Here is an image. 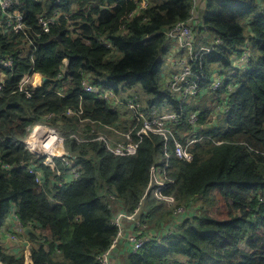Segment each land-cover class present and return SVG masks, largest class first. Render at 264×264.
<instances>
[{"label": "trees", "instance_id": "16d2710c", "mask_svg": "<svg viewBox=\"0 0 264 264\" xmlns=\"http://www.w3.org/2000/svg\"><path fill=\"white\" fill-rule=\"evenodd\" d=\"M142 1L14 0L26 30H0V61L15 62L11 70L0 65L7 75L0 91V230L6 215H15L27 229L33 226L25 236L38 253L29 249L27 262L101 264L98 256L117 235L114 214L135 211L141 236L167 235L128 252L119 264H264V10L256 0H206L204 13L197 15L202 45H211L213 35L222 39L190 60L202 94L228 107L213 118L214 109L197 103L203 98L181 103L161 74L167 32L189 18L191 0H146L141 6ZM40 16L53 18L47 32ZM246 36L255 56L247 70L231 73L229 55ZM30 69L48 80L26 97L18 82ZM214 71L222 76L216 90L207 88ZM84 80L116 88L119 100L137 93L155 114L179 113L180 121L171 125L174 138L165 144L158 134L133 135L134 153L113 154L108 145L135 125L133 114L123 111L122 101L84 93ZM191 114L197 116L193 123ZM35 124L56 128L64 139L68 157L55 158V168L24 145ZM78 131L84 135L74 138ZM174 141L188 145L191 160L174 154ZM155 167L163 171L161 192L173 196L171 205L153 194ZM29 168L38 171L37 179ZM217 205L224 208L223 218H217ZM177 206L192 213L161 231ZM3 236L0 262L23 264ZM244 238L251 252L240 248Z\"/></svg>", "mask_w": 264, "mask_h": 264}, {"label": "built area", "instance_id": "2783aa9c", "mask_svg": "<svg viewBox=\"0 0 264 264\" xmlns=\"http://www.w3.org/2000/svg\"><path fill=\"white\" fill-rule=\"evenodd\" d=\"M37 2H43L44 0H35ZM59 0H56L58 2ZM14 0H0V30L3 33L6 32H21L25 34V24L23 13L14 7ZM192 7L190 10V16L185 21H179L173 25V27L167 32V38L169 40L168 54L166 56V65L171 68V74L166 77L165 84L170 88L172 92L177 96V99L184 104L190 105L193 100L203 98L201 92V86L198 82L192 79V69L190 60L194 55H201L203 53L211 52L216 46L222 43V39L217 36H212L211 45H202L199 37L195 33V26L197 22V10L200 6V0H192ZM54 15L59 16L61 12H54ZM53 18L48 19L40 16L38 21L42 26L44 32L48 31V25ZM248 40V39H246ZM241 47L240 52H233L230 54L229 60L233 70L231 73H235L237 69H247L250 66L251 49L250 42L246 41ZM105 44L108 45L107 42ZM183 51V56L179 58H173L177 51ZM64 65L61 68L60 74L62 75L65 71L66 59L63 60ZM0 65L3 69L11 70L13 67L12 58H3L0 61ZM7 78L6 72L0 73V91ZM42 78L36 73L24 75L18 84L20 91L24 92L26 97H31L35 90L41 86ZM222 86V76L219 71H214L211 75L210 84L208 89L216 90ZM230 88L231 85H228ZM82 89L86 93L95 92L98 98L113 104L122 103L125 106L126 111H130L133 114V120L135 125L128 128L125 132H121L122 139L115 144L108 145V149L115 155H126L135 152L137 143L134 141L133 135L138 138L142 136H148L150 133L161 135L167 144L168 137L174 138L171 125L180 121V115L174 111H161L155 114V110L146 109L142 102L139 100L137 93L133 97H125L118 99L115 96V89L102 86H95L92 83L84 80L82 82ZM128 94H126L127 96ZM121 103V104H122ZM70 111V110H69ZM228 111V107L225 104H219L215 106L213 110V118L224 116ZM47 117H50L47 116ZM191 123L197 120L196 114H191L189 117ZM48 127V128H46ZM50 128V129H49ZM45 132L52 134L56 138V142L53 150H50L53 154H49L47 151H43V154L36 148V142H42L45 138ZM100 139H104L100 137ZM196 141V138H190L189 143ZM26 148L38 157H46L43 159V164L55 168L54 159L65 160L68 157V153L64 148V139L60 136L54 128L47 126L46 124H35L30 129L28 137L24 140ZM187 144H181L180 142L174 141L173 151L174 154L181 159L191 160L192 155L188 150ZM37 151V152H36ZM65 151V152H64ZM36 152V153H35ZM71 167V164H69ZM167 165L164 166L166 168ZM30 172L36 173V179L38 178V171L29 168ZM76 168L70 169V173H75ZM60 175V172L57 171ZM66 182L69 183L68 178H65ZM165 176L163 171L158 168H152L151 176V187L153 188V194L157 198H162L167 205H171L174 201L173 196H166L162 194V188L165 187ZM150 182V183H151ZM184 207L177 206L173 210V216L169 224H167L161 231L167 230L169 226L176 225L182 221L186 216ZM11 217V224H14L15 228L18 227L19 234L25 235L26 232L33 230V226L28 229L23 227L18 218L15 215ZM9 218V217H8ZM113 224L118 228L117 235L111 247L106 250L103 254L98 256L101 264H113L111 252L113 247H117L120 243L123 244L125 252H135L144 247L147 243L154 239H159L161 235L166 234L164 232H151L148 235L141 236L134 227L138 226V221L135 219V211L133 213H126L125 211L118 210L113 216ZM15 230V229H14ZM169 233V231H167ZM10 236V233H9ZM0 264H3L0 262Z\"/></svg>", "mask_w": 264, "mask_h": 264}, {"label": "rangeland", "instance_id": "374dc122", "mask_svg": "<svg viewBox=\"0 0 264 264\" xmlns=\"http://www.w3.org/2000/svg\"><path fill=\"white\" fill-rule=\"evenodd\" d=\"M140 5L145 6L146 0H143L140 3ZM257 6L260 10L261 9L264 10V2L262 0H260V2H257ZM246 39H247V36L245 37L244 40H246ZM246 41L249 42L250 40H246ZM164 58H163V60H164ZM163 72L165 73L164 74L165 77L166 76L169 77V75L171 74V68H168L167 70H165ZM161 74H162V70H161ZM203 102H204V104L202 105V107L210 108V109H214V110H215V106L221 104V102L219 103V101L217 99H215L212 94L203 95ZM123 111L126 114H129V112H127L126 109H124ZM46 128H48V127H46ZM51 128H54V127H51ZM83 135L84 134H82V132L78 131V132H75L74 138H79ZM118 136H120V135L118 134ZM40 152L43 154V151H40ZM44 158H46V157H44ZM71 169H73V168H71ZM217 207H220L218 210V217L217 218H223L225 216V214L223 212H221L220 210H223L224 208L222 207V205H217L216 208ZM191 213H192V210L188 209L186 211V216H190ZM7 216L8 215H6L5 223L3 222L4 224L1 226V230H0V236H1V234L2 235L4 234L2 242L8 247L9 250H11V252H13L17 256L18 259H23V264H33V261H32V263H31V261L27 262L28 261V251H29V249L30 250L32 249L35 254H37L38 252L35 251V249H33V247L30 245V243L28 242L27 237L25 235L19 234L20 231L18 230V227L15 228L14 224L10 223L11 217L8 216L9 217L8 218ZM166 219H168V218H166ZM9 233H10V236H9ZM166 235L167 234H163L162 237H164ZM239 246L245 252H250V249L245 244V238L242 241H240ZM114 248L115 247H113L111 250H113ZM115 256H116V253H115ZM110 259L112 260L113 264H118V261L116 258H115L116 260L113 258H110Z\"/></svg>", "mask_w": 264, "mask_h": 264}, {"label": "clouds", "instance_id": "9594fccd", "mask_svg": "<svg viewBox=\"0 0 264 264\" xmlns=\"http://www.w3.org/2000/svg\"><path fill=\"white\" fill-rule=\"evenodd\" d=\"M263 2H264V0H262ZM191 2H192V0H191ZM257 2H260V0H256V6H257ZM205 3H206V0H200V6H199V8H198V10H197V15L198 14H202V12L205 10ZM193 4V3H192ZM257 8H258V6H257ZM191 10V9H190ZM196 19H197V17H196ZM198 22V21H197ZM196 22V26H197V23ZM196 26H195V28H194V30H195V33H196V35L199 37V34H197V31H196ZM252 36V35H251ZM247 39L248 40H250L249 42H250V49H251V54H252V56H251V59H250V64H251V61H252V58L255 56V47H254V45L251 43V38H250V36H248L247 37ZM244 42H245V40H244ZM104 44H105V42H104ZM168 44H169V40H168ZM106 46H107V44H105ZM244 45V43L240 46V48L238 49V51H236V52H240L241 51V47ZM108 46H109V44H108ZM168 48H169V45L167 46V53H166V56H167V54H168ZM166 56H165V60H164V68H161V70H163V71H165V70H167L168 69V67H167V65H166ZM229 57H230V55H229ZM10 58V57H9ZM173 58H176V56H174ZM177 58H179V57H177ZM13 59V58H12ZM64 60V59H63ZM67 60V59H66ZM64 63V62H63ZM163 63V62H162ZM230 63V62H229ZM14 64H15V62H14V60H13V67H14ZM13 67H12V69H13ZM249 68V67H248ZM247 68V69H248ZM247 69H244V70H247ZM238 70H241V69H238ZM237 69L235 70V73H236V71H238ZM30 71V70H29ZM28 71V73L27 74H32V73H36V74H38V75H40L41 76V78L42 77H44V76H42L40 73H38V72H33V70L31 69V72H29ZM162 71V75H163V77H165V73ZM26 75V74H25ZM20 81V80H19ZM42 83H43V81H42ZM41 83V84H42ZM18 84H19V82H18ZM94 85V84H93ZM95 86H98L99 87V85H95ZM105 87V86H104ZM103 86H102V88H104ZM117 87H119V86H117ZM110 88H114V87H110ZM114 89H116V88H114ZM83 90V89H82ZM84 92V91H83ZM84 93H86V92H84ZM88 94H96L95 92H92V93H88ZM96 97H97V94H96ZM98 98V97H97ZM197 128H198V126H197ZM35 155V154H34ZM36 156V155H35ZM38 157V156H37ZM40 158H43V157H40ZM44 159V158H43ZM161 237H162V235H161ZM161 237L159 238V239H154V240H156L157 242L161 239ZM250 252H251V250H250Z\"/></svg>", "mask_w": 264, "mask_h": 264}, {"label": "crops", "instance_id": "0c3cea01", "mask_svg": "<svg viewBox=\"0 0 264 264\" xmlns=\"http://www.w3.org/2000/svg\"><path fill=\"white\" fill-rule=\"evenodd\" d=\"M202 13H204V11H203ZM168 45H169V44H168ZM177 52H178V53H177ZM177 52H176V54H175L176 57H182V56H183V53H182L180 50L177 51ZM164 57H165V56H164ZM164 60H165V58H164ZM164 60H163V63H162V68H164ZM162 71H163V70H162ZM199 102H203V99L197 101V103H199ZM126 118H127V117H126ZM130 123H131V117H130V115H128V124H130ZM115 253H116V256H115ZM126 255H128V253L125 252L122 243H120L117 247H115V248L112 250V252H111V257H112L113 259L116 258L117 261H118V264L121 263V260H122L123 257L126 256ZM116 259H115V260H116Z\"/></svg>", "mask_w": 264, "mask_h": 264}, {"label": "bare ground", "instance_id": "6f19581e", "mask_svg": "<svg viewBox=\"0 0 264 264\" xmlns=\"http://www.w3.org/2000/svg\"><path fill=\"white\" fill-rule=\"evenodd\" d=\"M56 142V138L52 136V134H49L48 132H45V138L42 142L37 141L36 142V148L40 151H47L49 154H53L50 150H53Z\"/></svg>", "mask_w": 264, "mask_h": 264}, {"label": "water", "instance_id": "95a60500", "mask_svg": "<svg viewBox=\"0 0 264 264\" xmlns=\"http://www.w3.org/2000/svg\"><path fill=\"white\" fill-rule=\"evenodd\" d=\"M29 72H31V69H30V71ZM48 79L46 78V77H42V81L43 82H45V81H47Z\"/></svg>", "mask_w": 264, "mask_h": 264}]
</instances>
